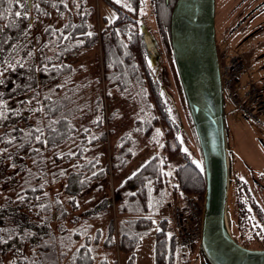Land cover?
<instances>
[{
  "label": "trees",
  "instance_id": "16d2710c",
  "mask_svg": "<svg viewBox=\"0 0 264 264\" xmlns=\"http://www.w3.org/2000/svg\"><path fill=\"white\" fill-rule=\"evenodd\" d=\"M76 1L29 0L27 5L22 6L23 0L18 2L0 0V131L4 130V134L8 135L6 140H3L5 137L0 138V159L6 155V149L13 145H16L15 156L24 152L23 156L31 157L35 164L41 163L44 160L42 155L48 151L53 154L54 159L63 158L69 162L72 160L66 178H69V174H80L81 188L87 189L94 183L96 184L93 186L94 190H104L105 182L103 181V185L99 182L116 175L129 163L136 149L125 148L129 140L133 141L130 137L124 146L112 147L110 163L107 161L101 165L104 148H97L96 150L101 153L90 160L84 159L83 155L87 151L89 153L95 150L92 147L96 141L99 143L106 141V132H101L94 140L91 136L93 132L90 133L89 130L78 133L71 121V112L75 110L70 107L66 109L67 105L73 103V98L71 99V95H57V89L67 86L65 81L74 72L71 64L65 62V57L74 55L82 49L94 47L98 43L103 52L106 98L109 99L113 93L119 96L131 93L135 99L136 116L144 114L146 118L141 122L144 145L157 147L158 151L137 172L114 188L116 199L113 205L107 202L105 207H101V201L86 208L79 216L76 214L79 210L77 199L81 193L77 196L65 193V205L61 204L62 198L58 195H54L53 199L49 198L43 184L32 183L31 180L36 181L38 176L29 173L28 180L23 182L24 188L18 193L17 199L2 200L0 264L1 258L8 251L15 252V256L18 257L15 264H107L105 254H98L97 250L100 245L105 250L115 249L113 229L116 220L111 215V206L115 207L120 219L137 218L132 219L135 227L144 229L153 225L150 213L153 211L158 213L160 204L166 203L168 198L179 204L190 196L198 201L203 200L205 187L203 165L199 166L192 162L183 148H180L181 144L176 136L181 127L177 123V117L175 118L174 108L169 99L166 100L162 96L161 88L153 78L155 67L148 60L141 34L144 26V18L138 14L141 0H124V4L115 0H104L116 11V17L111 22L103 19L104 27L98 34L92 23V12L83 0L79 1V6L75 9ZM174 1L150 0L154 20L168 45L169 54L171 49L169 21ZM131 8L134 11L131 12ZM16 12H21L22 15L17 17ZM44 19L51 24L45 27L41 35L45 37V41L41 43L42 37H37L34 41L30 35L32 24ZM57 20L61 21L59 27H56ZM51 42L53 44L48 45ZM218 58L221 62L219 52ZM169 59L173 65L171 54ZM172 69L175 74L173 66ZM244 71L245 66L239 75ZM176 79L178 84L177 76ZM59 80L64 84L53 86V83ZM129 86L131 91L127 90L130 89ZM101 97L100 95L96 97L95 103L98 106ZM17 98L18 101L12 106ZM29 100L34 105L28 108L26 106ZM33 106L37 116L43 115L45 119L43 124L35 126L26 124ZM112 115L110 120L113 122ZM101 119L100 116L95 118L96 130L103 127ZM20 122L29 126L27 132L18 125ZM191 131L195 136L192 127ZM37 136H40V140L36 139ZM180 157H184L185 161L180 165H174ZM19 166L21 172L22 166L21 164ZM233 194L237 213L245 215L246 200L241 197L250 200V189L238 177L233 180ZM57 212L59 216L55 219ZM107 214L109 220L107 219L106 237L100 243L101 229L95 228L93 223ZM72 217V220L69 219ZM66 218L69 219L71 228L65 227L66 232L63 229V232L55 235L50 223L66 221ZM142 219L150 222L145 226H137ZM156 223L160 229L156 232L154 264H167L174 257L177 241L169 221L167 223L166 220L159 218ZM26 224H32L33 227H26ZM44 226L46 234L39 233L38 229ZM92 231L95 232L94 238ZM167 231L171 232V237H168ZM25 243L30 246L27 257L24 256L22 249ZM136 243L137 241L128 233L124 231L119 233L120 253H131ZM113 264L117 262L114 261Z\"/></svg>",
  "mask_w": 264,
  "mask_h": 264
},
{
  "label": "rangeland",
  "instance_id": "374dc122",
  "mask_svg": "<svg viewBox=\"0 0 264 264\" xmlns=\"http://www.w3.org/2000/svg\"><path fill=\"white\" fill-rule=\"evenodd\" d=\"M73 1V0H72ZM77 0L74 5L75 9L80 3ZM89 11L92 12V23L95 26L97 34L104 27L103 19L111 22L116 17V11L104 0H83ZM118 3H125L124 0H115ZM218 7H220V0H215ZM227 4H230V0ZM73 4V3H72ZM73 5V6H74ZM130 11H134L133 8ZM136 13V12H135ZM138 14L142 15L144 18L145 33L151 38L155 44L157 51L159 53V61L157 66L153 70V78H155L158 86L161 88L162 96L169 99L166 93L170 94L174 100V113L177 117V123L181 127L178 131L177 139L180 142V148H183L186 156L197 165H202L201 155L198 149V144L193 132L191 131V126L188 120L187 112L181 97V92L178 88L175 74L172 71V63H170L169 48L163 35L159 31L157 24L154 20L152 13V5L150 0H141V7L138 9ZM133 15V14H132ZM53 20H56L53 18ZM50 25L47 20H41L37 23L32 24L31 38L36 40L37 37H42L43 31L47 25ZM56 27L61 25V21H56ZM143 31V29H142ZM254 37L250 40L239 41V40H228L226 47L222 48V45L217 42V53H220L221 62L225 61V65L228 63L227 50L229 48L235 50H230L231 52L238 53L245 64V71L239 76V84L235 86L233 93L237 98L234 99L229 93L223 92V103H224V120H225V130H226V143L228 149V159H229V191L227 198V221L229 223V229L232 237L247 248L251 249H264V225L256 217V208L258 204L264 211L262 205L258 200L253 201L247 200L243 196L241 199L246 200L244 205L245 215H239L237 213L236 202H234L233 194V180L238 177L242 182L244 181L250 189V193L261 194L262 190H258L250 180V177L255 176L259 178L263 176L260 174L264 172V51L261 52L262 46H264V39H257ZM45 41V37L41 38V43ZM40 43V44H41ZM52 45L53 42L48 43ZM228 48L226 51L225 49ZM246 48H248L246 50ZM103 52L101 50L100 44L91 48H85L80 50L74 55H68L65 57V62L71 64L74 69L73 74L65 81L67 86H63L57 89V95L65 94V96L71 95L73 98V103L66 106V109L73 108L75 112H71V121L75 127V130L79 133H83L85 130H89L92 133L94 140L97 135L101 132H106V141L104 143H99L96 141L94 147L95 150L88 151L83 155L84 159L90 160L92 157L99 155L101 152L96 150L97 148H104V157L102 160V166L109 161L110 154L112 152V147L124 146L128 141V137L132 138L133 141L129 140L128 146L125 148H136L135 154L129 163L120 170L116 175L108 177L106 180L102 179L99 182L101 185L104 184V190H94L92 184L87 189H82L79 183L80 174H68V169L72 164V160L66 161V159H54L51 152H44L42 158L44 159L39 164H35V160L31 157L23 156L25 153H21L15 156V148L13 145L6 149V155L0 159V208H2V200L14 201L19 196L18 193L23 190L24 184L26 182L29 173H35L34 176H38L37 180H31L35 184H43L45 186V191L49 195V198L53 199L54 195L62 198L61 204L65 205L64 194L69 193L76 195L80 194L77 202L79 203V210L76 214L79 216L80 213L92 206L93 204L100 203L101 207H105L107 202L111 205L114 204L116 195L114 193V188L123 183L125 179L137 172L143 164H145L154 154H156L157 147H149L144 145L143 141V128H141L142 120L145 121V115L140 114L136 116L135 114V99L130 94L116 95L111 94L106 98V85L105 79L103 77ZM157 64V63H156ZM64 80V79H63ZM246 82H250L256 87V94L253 95L249 101L244 99L245 92L248 87L245 85ZM61 81L53 83V86H57ZM75 86V87H72ZM112 86V85H111ZM130 87V86H129ZM131 91L130 89H127ZM128 93V92H127ZM102 96V100L98 105H96L95 100L97 96ZM18 101V98L12 103L14 106ZM94 102V103H93ZM32 102L26 107H31ZM24 107V106H20ZM70 107V108H69ZM17 108V106H15ZM34 106L32 111L28 116L29 126L40 125L45 122L42 114L37 116L34 113ZM100 112V113H99ZM114 114V115H112ZM112 115L113 122L110 120ZM96 116H100L103 120L102 129L96 130L97 124H95ZM147 117V116H146ZM39 122H37V119ZM111 122V123H110ZM20 122L18 125L25 132L28 131L29 126ZM142 129V130H139ZM4 130L0 131V138L6 140L8 135L4 134ZM88 132V134H89ZM130 134V135H128ZM172 137V136H171ZM171 138H169L170 140ZM173 144V143H172ZM1 148V146H0ZM12 159H9V157ZM184 157L177 158L174 165H180L183 163ZM101 162V161H100ZM110 163V161H109ZM21 164L22 171L19 172V165ZM18 167H17V166ZM262 178V177H261ZM30 182V180H29ZM98 182V181H97ZM98 183V185H99ZM100 185V186H101ZM103 187V186H102ZM170 191L168 190V193ZM257 196V195H256ZM257 198H259L257 196ZM110 200V201H107ZM175 202L172 198H168L166 203L160 204L157 209L158 213L154 211L150 213V219L153 225H150L144 229H138L135 227L134 222L131 218L126 217L120 219L116 214L115 207L111 206V215L114 220H116L115 228L113 229V239L115 249L105 250L100 245L98 247L97 253L105 254V261L107 264H154V247L156 240V232L160 229L157 222L160 219H164L170 222V213L172 206H175ZM14 204V203H13ZM99 206V205H98ZM99 206V207H100ZM151 210V206H149ZM59 216L58 212L55 213V219ZM109 215L94 221L93 225L95 228L101 229L100 243L106 237L107 230V218ZM156 216V217H155ZM69 219H73L69 218ZM66 218V221L61 220L57 222H51V230L55 235L59 232H63V229L71 228V223ZM150 221L142 219L141 223L137 226H145ZM26 227H33L32 224H26ZM23 226V225H22ZM172 228V227H171ZM171 230V229H170ZM68 231V230H67ZM128 233L132 239L137 241L135 247L131 253L124 254L120 253L118 249V238L120 232ZM39 233L46 234V227H41L38 229ZM66 232V229H65ZM94 231H92V238H94ZM170 231H167L168 237H171ZM61 234V233H60ZM57 242V241H56ZM243 243V244H242ZM29 245L27 243L23 244V254L25 257L29 256ZM102 256H104L102 254ZM2 264H15L18 257L15 256V252L8 251L1 258ZM165 264V263H164ZM167 264H208L205 262L199 248L198 237L195 238V243L189 248L181 247L180 244L176 243L174 250V257L172 261Z\"/></svg>",
  "mask_w": 264,
  "mask_h": 264
},
{
  "label": "water",
  "instance_id": "95a60500",
  "mask_svg": "<svg viewBox=\"0 0 264 264\" xmlns=\"http://www.w3.org/2000/svg\"><path fill=\"white\" fill-rule=\"evenodd\" d=\"M142 32L149 60L154 64L160 58L156 44L145 29ZM169 37L178 88L204 171L200 252L208 264H264V249H251L236 242L227 221L229 152L216 45L215 0H175L170 11ZM166 94L175 106L172 96Z\"/></svg>",
  "mask_w": 264,
  "mask_h": 264
},
{
  "label": "flooded vegetation",
  "instance_id": "af4514ba",
  "mask_svg": "<svg viewBox=\"0 0 264 264\" xmlns=\"http://www.w3.org/2000/svg\"><path fill=\"white\" fill-rule=\"evenodd\" d=\"M228 5L226 0H220V7H218L215 1V30L217 42L226 47L228 40L245 41L258 37L257 39H264V0H230ZM228 48H226L227 50ZM230 50H233L229 48ZM248 48H246L247 50ZM227 50L228 60L231 55H238L236 52ZM235 51V50H233ZM264 51L262 46L261 52ZM263 53V52H262ZM150 59V55L148 56ZM241 62L242 58L239 57ZM159 61V59H158ZM158 61L154 63V67L159 69ZM226 61V60H225ZM223 61V62H225ZM221 63V62H220ZM244 66V64L242 63ZM221 66H225V63H221ZM263 176L259 178L252 175L248 180L252 182L254 187L258 190H262L261 194L250 193V200H258V202L264 208V172L260 173ZM262 177V178H261ZM256 217L264 225V211L258 204L256 208ZM230 223V222H229ZM264 246V243H263Z\"/></svg>",
  "mask_w": 264,
  "mask_h": 264
},
{
  "label": "built area",
  "instance_id": "2783aa9c",
  "mask_svg": "<svg viewBox=\"0 0 264 264\" xmlns=\"http://www.w3.org/2000/svg\"><path fill=\"white\" fill-rule=\"evenodd\" d=\"M243 65L238 56L232 55L228 63L221 68L222 86L230 89L241 73ZM246 97L250 99L256 94V88L247 83ZM202 222V202L194 197H188L182 204H176L171 209V223L176 239L184 248H189L195 243V238L200 235Z\"/></svg>",
  "mask_w": 264,
  "mask_h": 264
},
{
  "label": "snow or ice",
  "instance_id": "6c2138e0",
  "mask_svg": "<svg viewBox=\"0 0 264 264\" xmlns=\"http://www.w3.org/2000/svg\"><path fill=\"white\" fill-rule=\"evenodd\" d=\"M10 2H12V0H10ZM17 2H18V0H17ZM28 2H29V0H23V4H22V6L27 5ZM15 15H16L17 17H20V16L22 15V13H21V12H16ZM37 131H40V130L37 129ZM36 139H37V140H40V136H37ZM0 231H2V230H0Z\"/></svg>",
  "mask_w": 264,
  "mask_h": 264
},
{
  "label": "crops",
  "instance_id": "0c3cea01",
  "mask_svg": "<svg viewBox=\"0 0 264 264\" xmlns=\"http://www.w3.org/2000/svg\"><path fill=\"white\" fill-rule=\"evenodd\" d=\"M225 51H226V49H225ZM243 62H244V61H243ZM244 66H245V64H244ZM238 84H239V82H238ZM238 84H237V85H238ZM236 94H237V93H236Z\"/></svg>",
  "mask_w": 264,
  "mask_h": 264
}]
</instances>
